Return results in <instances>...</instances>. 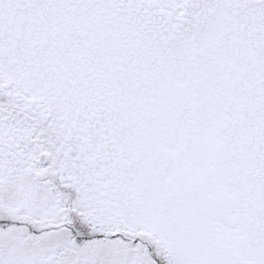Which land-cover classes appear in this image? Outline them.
<instances>
[{
  "label": "snow or ice",
  "instance_id": "obj_1",
  "mask_svg": "<svg viewBox=\"0 0 264 264\" xmlns=\"http://www.w3.org/2000/svg\"><path fill=\"white\" fill-rule=\"evenodd\" d=\"M0 264H264V0H0Z\"/></svg>",
  "mask_w": 264,
  "mask_h": 264
}]
</instances>
